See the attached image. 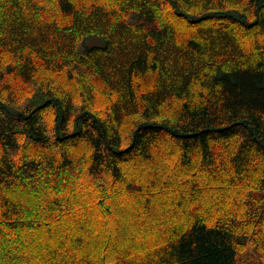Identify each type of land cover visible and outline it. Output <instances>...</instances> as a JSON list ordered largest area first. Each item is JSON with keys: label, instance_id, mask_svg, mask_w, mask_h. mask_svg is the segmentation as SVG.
I'll return each mask as SVG.
<instances>
[{"label": "trees", "instance_id": "obj_1", "mask_svg": "<svg viewBox=\"0 0 264 264\" xmlns=\"http://www.w3.org/2000/svg\"><path fill=\"white\" fill-rule=\"evenodd\" d=\"M246 256L264 264V0H0V264Z\"/></svg>", "mask_w": 264, "mask_h": 264}, {"label": "rangeland", "instance_id": "obj_2", "mask_svg": "<svg viewBox=\"0 0 264 264\" xmlns=\"http://www.w3.org/2000/svg\"><path fill=\"white\" fill-rule=\"evenodd\" d=\"M85 44H87L88 46H92V45H104L105 41L104 39L100 38V37H88L87 39H85ZM257 261V258L254 256H250L249 258L245 259V264H249V263H254Z\"/></svg>", "mask_w": 264, "mask_h": 264}]
</instances>
